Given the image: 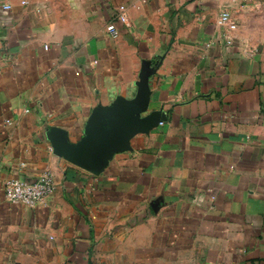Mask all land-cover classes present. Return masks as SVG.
I'll return each instance as SVG.
<instances>
[{"label":"crops","instance_id":"1","mask_svg":"<svg viewBox=\"0 0 264 264\" xmlns=\"http://www.w3.org/2000/svg\"><path fill=\"white\" fill-rule=\"evenodd\" d=\"M116 114L100 169L63 152ZM0 264H264V0H0Z\"/></svg>","mask_w":264,"mask_h":264},{"label":"built area","instance_id":"2","mask_svg":"<svg viewBox=\"0 0 264 264\" xmlns=\"http://www.w3.org/2000/svg\"><path fill=\"white\" fill-rule=\"evenodd\" d=\"M6 5V8H10ZM117 22L124 25L130 23L129 15L126 6L121 5L116 14V18L108 24L110 33L117 37L120 34V29ZM217 24L226 32H232L238 27V20L235 13L228 8H225L220 13ZM26 109L25 112H29ZM56 188V183L53 174L50 171L42 173L36 180H24L12 178L5 183L6 198L15 204H21L28 207H37L49 196Z\"/></svg>","mask_w":264,"mask_h":264},{"label":"water","instance_id":"3","mask_svg":"<svg viewBox=\"0 0 264 264\" xmlns=\"http://www.w3.org/2000/svg\"><path fill=\"white\" fill-rule=\"evenodd\" d=\"M113 132L105 136L95 131L89 145L83 150H74L61 143L63 152L76 163L92 170L100 169L106 157L123 149L134 129L129 118L116 114L112 118Z\"/></svg>","mask_w":264,"mask_h":264}]
</instances>
